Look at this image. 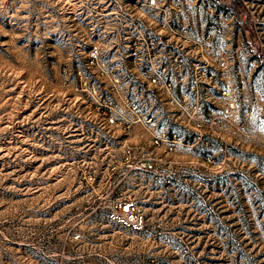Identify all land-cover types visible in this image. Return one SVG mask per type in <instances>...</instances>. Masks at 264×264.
I'll return each instance as SVG.
<instances>
[{
    "label": "rangeland",
    "instance_id": "1",
    "mask_svg": "<svg viewBox=\"0 0 264 264\" xmlns=\"http://www.w3.org/2000/svg\"><path fill=\"white\" fill-rule=\"evenodd\" d=\"M123 8L0 0V264H264V0L132 23ZM141 29L159 65H187L148 83L152 104L127 77Z\"/></svg>",
    "mask_w": 264,
    "mask_h": 264
},
{
    "label": "built area",
    "instance_id": "2",
    "mask_svg": "<svg viewBox=\"0 0 264 264\" xmlns=\"http://www.w3.org/2000/svg\"><path fill=\"white\" fill-rule=\"evenodd\" d=\"M125 4L129 6L128 8H123L122 13L128 17V21L132 23V21H136V19L132 16L133 11L138 12L140 14V11H145L146 13L155 14L159 11L162 12L165 16V10L172 13H179L181 15H185L186 11H190V8L192 7L195 9L204 8L207 16H211V9H216L218 5V0H122ZM163 26V25H162ZM167 30L170 32H173L168 24H166ZM184 25H181V32H184ZM141 31V32H140ZM136 30L134 37H131L126 43L127 48V57L130 59V61L136 65L141 73V75L144 77V79L150 83L151 85L155 86L156 88L168 90L171 87L172 78L171 74L169 73L170 70L176 69V67L179 68H186V64L182 62L180 59H176L173 57L172 59L168 60L167 63H164L162 65H159L158 59H155V56L157 55V51L160 48V37L159 34L152 33L150 31L146 30ZM221 32V27L218 24V22L207 19V22L205 23L204 32L202 33V39L204 42H206L212 35H219ZM144 34V35H142ZM90 51L89 61H96L98 55L97 50L95 47H93ZM155 59V60H154ZM213 63L215 68L222 69L224 65V61L222 60L221 55L214 56L213 57ZM206 66V63L202 65ZM210 66V65H208ZM214 66L212 68H214ZM189 68L191 65H189ZM214 68V69H215ZM171 72V71H170ZM207 78H210L211 75L207 74ZM223 92V91H221ZM133 110V107L130 108ZM138 119V118H137ZM108 122L111 123L112 119L108 118ZM149 119H145L144 123H148ZM164 140L167 143V148L170 149L171 143L173 142L172 136H170L168 139H160L159 137H153V143L157 144L159 141ZM131 206V203L129 201H123L120 204L121 211L125 212L126 216L130 215L129 208ZM125 217V216H124ZM124 217H119L120 222L126 223V220ZM133 227L136 226V222L131 223Z\"/></svg>",
    "mask_w": 264,
    "mask_h": 264
},
{
    "label": "crops",
    "instance_id": "3",
    "mask_svg": "<svg viewBox=\"0 0 264 264\" xmlns=\"http://www.w3.org/2000/svg\"><path fill=\"white\" fill-rule=\"evenodd\" d=\"M119 62H121V59L119 60ZM130 66H131L130 68L133 69L134 73L133 72L131 73V71L128 72L127 77L133 78L134 87H135L134 91H133L134 92V98L140 99L141 104H143L144 101H147V100L151 104L154 103V98H151V99H148V98H149V95H152V93L155 92L156 89L149 87L148 82L141 75V73H140V71L136 65L131 63ZM172 70L173 71H171V72L169 71V73L172 74L173 76L177 75V74H175L176 69L172 68ZM178 75H180L181 79H179V80L182 82V85H183V83L185 82V79L188 78V73H185V71H183V72L178 73ZM188 81H189V79H188ZM176 91L177 92L182 91V93L184 94V86H183L181 91L179 89H176L173 87V89H172L173 95H174V92H176ZM149 107H151V106H148V108ZM157 109H155V110L149 109V113H148V111L144 110L142 112L143 116H141L142 120L144 121L147 118L149 119V122H153L154 120H156L157 119L156 113L158 111Z\"/></svg>",
    "mask_w": 264,
    "mask_h": 264
}]
</instances>
